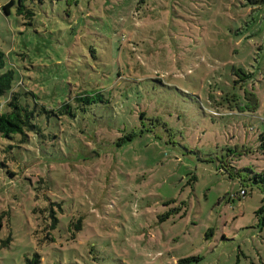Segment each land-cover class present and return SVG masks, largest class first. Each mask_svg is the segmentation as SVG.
<instances>
[{
	"label": "rangeland",
	"instance_id": "374dc122",
	"mask_svg": "<svg viewBox=\"0 0 264 264\" xmlns=\"http://www.w3.org/2000/svg\"><path fill=\"white\" fill-rule=\"evenodd\" d=\"M22 1L0 49L42 132L0 134V264H264V0Z\"/></svg>",
	"mask_w": 264,
	"mask_h": 264
},
{
	"label": "trees",
	"instance_id": "16d2710c",
	"mask_svg": "<svg viewBox=\"0 0 264 264\" xmlns=\"http://www.w3.org/2000/svg\"><path fill=\"white\" fill-rule=\"evenodd\" d=\"M74 2H77V1L75 0ZM9 3L11 4V2ZM16 12L19 15L24 14L26 16L24 17L29 20L31 19L32 9L27 8V6H24L22 0H19V4L16 7ZM233 74H235L238 77L234 79V83H236L240 79V76L242 74L246 76V73H244L241 68H237V69L233 68ZM13 81H14V71L13 69L9 68L6 65L5 54L0 49V96L7 94L4 104L0 105V134L8 138L16 137L14 138L16 143L20 141L28 142L30 140V137L32 136V132H35L36 129L38 130V132H42L41 131L42 128L40 127V124H38L37 119H36L37 109L31 108L28 103H24L20 101V97L22 96V94L20 93L19 90L16 89V87L13 86ZM90 91L91 90L83 91L82 93H79L73 98V101L78 105V108L82 106V110H85L88 105L96 103L97 101H102V100H104L105 102H110L109 98L111 96L109 97L107 95L105 96L104 93H100L99 91H96V90H94L93 93H90ZM112 101L113 99H111V102ZM222 101L225 103L224 99ZM231 101L232 99L229 98L228 104L226 106L227 108H232V111L236 109L238 112L242 110V108L237 102L235 104H232L230 103ZM62 106L63 105L58 107L59 109L58 112L56 110H46V116L48 117L54 113H57L60 116L62 112L69 113L71 116H74V114L71 111H68L66 109L63 110ZM215 111L218 112L221 110H215ZM137 112H138L139 118H141L144 115L142 111L130 110L125 116V121L126 122L128 121V123L130 122L135 123ZM215 114L218 115L216 112ZM76 134H78V132L72 133V135H76ZM136 136H137V133L135 131L125 133L119 137V140L117 141V143L131 141ZM84 140H87V139H84ZM84 146L86 148L81 153L82 157H88L87 154H89V156L90 154L91 156L95 154H96L95 156H99V153L97 152L96 147L95 148L93 147L92 141L91 143L84 145ZM91 147H93L94 152L93 151L91 152ZM257 147L260 153L264 154V131L261 132L258 136ZM221 166L228 173L229 177H233L235 175L234 167L230 165L229 162L224 161V163H222ZM250 179L252 182L259 185L260 190L263 193V196L261 198V205L256 210L257 214H262L264 213V172H255L253 173ZM240 193L241 195H244L246 193V190L241 189ZM53 203H50V205H52ZM50 210L52 213H54V210L52 207H50ZM56 221H57V218L53 216L51 221H49L48 227H50L51 229L54 228L56 225ZM79 223L80 221H77L78 225ZM46 239L50 241L52 240V237H50L49 234H47ZM193 258H194L193 256L181 258L176 262V264H189ZM39 261H40V256L37 253H34L32 259H26V264H30L31 262H33L34 264H39Z\"/></svg>",
	"mask_w": 264,
	"mask_h": 264
}]
</instances>
